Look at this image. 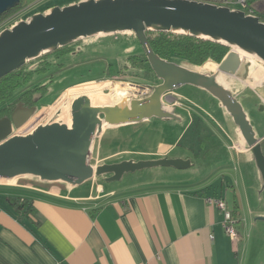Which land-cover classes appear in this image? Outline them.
Here are the masks:
<instances>
[{
  "label": "crops",
  "instance_id": "crops-1",
  "mask_svg": "<svg viewBox=\"0 0 264 264\" xmlns=\"http://www.w3.org/2000/svg\"><path fill=\"white\" fill-rule=\"evenodd\" d=\"M76 1L33 0L18 12L19 15L16 14L15 19L7 21L6 18L0 22V30L32 13ZM209 1L225 5L222 0ZM246 10L264 18V0H251ZM250 66L247 70L245 66L242 67L243 78L251 77ZM203 93L216 114V120L226 121L225 125L219 129L210 114L209 119H202L192 109L189 114V106L185 107L179 100L180 96L172 92L166 103L168 110L174 113L178 109L185 110L189 118L187 129L177 139V146H181L175 148V153V145L144 153L152 157L143 159H190L192 165L186 169L152 168L125 174L120 181L105 182L97 177L74 186L61 181L44 182L37 178L33 184L0 183V264L249 262L258 247L251 229L255 228L256 221H260L256 217L264 215V208L258 206L254 195L258 192L257 187H260L256 169L250 153H243V150L247 151L245 141L233 120L225 110V114L220 112L218 102L212 96ZM65 95L57 100L47 115L59 112L70 115L66 109L52 111ZM85 95L90 99L95 96H91L88 89H85ZM113 100H94L93 104H112L117 99ZM178 116L182 120L181 115ZM210 119L214 122H210ZM140 123L105 127L94 142L90 162L93 165L105 163L121 152L142 153L131 148L108 150L102 155L103 138L108 129L117 131L115 139L123 135L119 131L121 126L134 127L137 132ZM257 124L264 125V119L259 117ZM186 133L189 138L185 137ZM261 138L264 140V135ZM204 161L208 164H204ZM199 162L201 165H198ZM221 166L233 169L236 177L231 173L219 172ZM195 168V172L190 170ZM226 174L235 181H227ZM240 175L248 178L238 180ZM213 176L220 178V182L216 184ZM249 176L252 182L248 181ZM226 186L231 187L235 198L233 205L226 199ZM19 189L34 192L35 195H13L14 190ZM239 192L241 198L237 200ZM19 196L32 201L30 211L26 206L16 204ZM210 197L223 198L230 210L240 212L242 220L235 225L240 240H233L226 234L223 214L215 205L207 202ZM252 217L254 222H251Z\"/></svg>",
  "mask_w": 264,
  "mask_h": 264
},
{
  "label": "water",
  "instance_id": "water-1",
  "mask_svg": "<svg viewBox=\"0 0 264 264\" xmlns=\"http://www.w3.org/2000/svg\"><path fill=\"white\" fill-rule=\"evenodd\" d=\"M20 3L21 0H0V16ZM147 31L190 35L232 49L218 63L217 70L201 71L162 58L152 48ZM119 33H134L142 47L158 79L151 93L105 105H94L88 95L77 94L72 98L70 115L59 112L28 133L19 130L37 113L38 106L18 103L9 115L0 117V180L31 176L74 186L97 177L105 182L120 181L125 174L152 168L186 169L192 165L190 159L131 158L93 165L89 158L96 138L107 126L150 118L179 120L180 116L167 108L168 96L184 85H191L216 98L237 126L250 150L259 193L262 192V138L244 103L218 79L219 74H239L243 66L247 70L249 62H244L237 51L264 63V21L258 15L207 0H78L54 5L0 30V79L59 48ZM36 65L33 63L31 67ZM38 100L35 98L34 102ZM256 219L263 221L264 215Z\"/></svg>",
  "mask_w": 264,
  "mask_h": 264
},
{
  "label": "rangeland",
  "instance_id": "rangeland-1",
  "mask_svg": "<svg viewBox=\"0 0 264 264\" xmlns=\"http://www.w3.org/2000/svg\"><path fill=\"white\" fill-rule=\"evenodd\" d=\"M32 1L33 0H25L24 4L30 5L31 3H33ZM18 12H20V10L16 11L13 15L9 16L7 21L15 19L17 16L16 14H18ZM133 35L134 33H119L116 36H100L83 40L81 42V45H79L81 46V48L79 47V51L60 56L58 59H56V61H54L55 63L51 65L50 71H47L43 74H34L31 80L29 79L28 81H25L23 82V84L18 86L15 90V93L11 96V98H9V101L24 89H30L35 83H48L47 89L50 90V93H47L45 97L43 96L40 103L38 104V111L37 113H35V117L30 119V123H26L19 130V132L28 133L37 125H39V123H43L42 119H45V117L48 116L46 113L50 111L52 106L57 102V100H59V98L63 94L66 95L60 99V102L52 109V111L66 109L67 112H70L71 101L73 96L77 94L85 95V89H88V92L91 96L95 95L91 99L93 103L94 100L114 101V98L116 100L117 98L113 95L114 83H118L117 85L124 86L127 91H130L131 94L128 96L127 99H133L140 95L135 93L136 90L130 88L128 83L141 84L145 86H152L153 84L158 83V79L153 76V74H151L150 72H142L141 70H139V68L134 67L128 60H125V62L128 61L126 66L128 68L125 69V72L122 76H115L113 73L115 69L107 68L110 63L115 64L118 63L120 60L123 61L124 58H126V54L132 56V54H134V52L132 51H140V47L138 45L139 42ZM59 63L63 64L62 69H60L61 66H59ZM207 63H210V65L212 66L205 67L204 65H206ZM207 63L202 66H190L195 67L201 71L217 70L218 63ZM52 71H55V74L53 76V80L49 82V72ZM249 71L251 72V77L249 76V78H243L242 69L240 70L239 74H220V76L218 75V78H221V82H223L226 86L230 87L238 95V98L244 103L247 112L252 114L250 117L258 132V136L262 137L264 135V125L257 124V120L259 119V117L260 119H264V64L260 61L255 63L252 62ZM109 73L113 74L110 76ZM254 74L256 75L255 78H253ZM203 91L204 90L191 85H184L175 90L177 95L180 96L179 100L183 103V105L185 107L189 106V114L191 112L190 109H192V111H195L194 113L196 115L202 116V119H207L209 114L211 115L210 117L213 116L215 118L216 114L211 109V106L208 104L207 99H205ZM204 92L207 93V91ZM209 95L211 96V94ZM214 99L216 100V98ZM64 101L65 104L62 105V102ZM201 105H203L204 107ZM261 106H263V108ZM218 108L220 109V112L222 114H225L224 108L221 107L219 103ZM176 114H180L182 120H160L157 118H150L146 121H141L140 125H137L139 126L137 132H135L134 127L127 125L121 126L119 131H121L123 135L115 139L114 137L117 131L108 129L107 133L103 138L102 155L105 154L108 150L115 151L131 148L137 149L142 152L128 154L125 152H121L119 155H116L106 160L110 163L121 161L126 158H150L152 156L144 154L145 151H160L161 149L171 147L172 145H175L173 149V152L175 153V148L181 146V144L177 146V139L181 132L184 129H187L189 120L188 113L185 110L178 109ZM191 119L192 117L190 116V120ZM200 120L201 119H199V121ZM210 122H214V120L210 119ZM215 122L216 126L220 129V127H223V125H225L226 121L222 119L216 120L215 118ZM198 123L199 122H197V125ZM185 137L189 138L187 133L185 134ZM98 147H101L100 143L98 144ZM245 148L247 149V151L243 150V153L249 154L250 150L247 146H245ZM244 157L245 156H243V158ZM204 164H208V162L204 161ZM198 165H201V163L199 162ZM196 169L197 168L190 170H193L195 172ZM219 172L231 173L234 177H236L235 171L227 166L219 167ZM226 177L227 178L225 179L227 181L233 180L229 178L228 174H226ZM212 178L214 179L216 184L218 181L220 182V178H216V176H213ZM247 178L248 177L245 175L243 178L241 175L239 179L237 177L238 180H243ZM249 178L250 180L248 181L252 182L253 180L250 176ZM34 182H37V179L35 177L25 176L17 178L16 181H4L0 183L21 185L33 184ZM14 191L12 190V192H14L13 195H35L34 192L23 189ZM227 191H230V193L228 192L227 194ZM257 191L258 192H256V194L254 195L256 196V201L259 202L258 206H262L264 208V190L259 193V188L257 187ZM225 193L228 203L230 205H233L235 198L231 191V187L226 186ZM260 197L262 198V200H259ZM240 198L241 194L239 192V194L237 195V200H240ZM251 222H254L253 217L251 218ZM255 224V228L251 229V234L252 238L258 241V247L252 253L249 262H246V264H264V220L256 221ZM241 227H243V225H241Z\"/></svg>",
  "mask_w": 264,
  "mask_h": 264
},
{
  "label": "trees",
  "instance_id": "trees-1",
  "mask_svg": "<svg viewBox=\"0 0 264 264\" xmlns=\"http://www.w3.org/2000/svg\"><path fill=\"white\" fill-rule=\"evenodd\" d=\"M24 1L25 0H21V3L18 6H16L15 8L7 11L2 16H0V22L5 20L9 16L13 15L16 11L21 10L25 6ZM247 1L250 4L251 0H247ZM146 34L148 36L152 48L162 58H165L170 61H175L178 63L188 64L191 66H202L207 62L220 63L231 49L230 46L217 43L211 40L199 39L190 35L175 34L172 32H153V31H147ZM133 36L136 38L135 34ZM81 42L82 41L76 42L69 46L59 48L54 52L45 54L41 56L39 59L30 62L26 64L24 67L2 77L0 79V108L3 104L6 103L8 98H10L13 95L16 88L21 84H23V82L28 81L32 74L34 73L43 74L49 71L48 70L49 68H46V65L51 66L53 64V61L48 59L49 57L54 56L55 54H67L71 51H77L79 45H81ZM138 45L140 47V51H132L134 52L132 56L126 54V58H124L123 61L120 60L118 63L115 64L110 63L107 68L115 69L113 72L115 76L116 75L122 76L125 72V69L128 68L126 67L128 61H130L134 67L139 68V70H141L142 72L144 73L150 72L151 74L154 75L142 47L140 46V44ZM125 60L128 61L125 62ZM31 63L32 64L37 63V65L35 68L29 71L28 66ZM59 66H61L60 69L63 68L62 63H60ZM204 66L208 67L212 65H210V63H207ZM54 74L55 71H52L50 77L53 78ZM112 74H110V76ZM51 81L52 80H50V82ZM31 92H32L31 90L26 89V92L23 93V96L25 94H31ZM29 99L30 98H27L26 100ZM251 115L252 114H250V116ZM31 202L32 201L28 200L27 198L20 196L16 200V204L21 205V207L26 206V208L28 209L27 211L31 210ZM232 213L234 218L236 219V223L237 221L239 222L241 219L240 212L233 210Z\"/></svg>",
  "mask_w": 264,
  "mask_h": 264
},
{
  "label": "built area",
  "instance_id": "built-area-1",
  "mask_svg": "<svg viewBox=\"0 0 264 264\" xmlns=\"http://www.w3.org/2000/svg\"><path fill=\"white\" fill-rule=\"evenodd\" d=\"M222 1L225 3V5H228L231 7L233 5H237L238 8H240L242 10L248 9V1L247 0H222ZM257 60H255V62L260 61V60H258V61ZM128 84L133 86L136 89L135 93L140 94L136 98L148 96L152 91L151 85L145 86V85L133 84V83H128ZM207 202L215 205L220 210V212L223 214L222 223H223V227H224L226 234L229 235L233 240H236V241L240 240V233L235 226L236 225V219L234 218L232 211L227 207L225 200L223 198H212V197H210L207 199Z\"/></svg>",
  "mask_w": 264,
  "mask_h": 264
},
{
  "label": "flooded vegetation",
  "instance_id": "flooded-vegetation-1",
  "mask_svg": "<svg viewBox=\"0 0 264 264\" xmlns=\"http://www.w3.org/2000/svg\"><path fill=\"white\" fill-rule=\"evenodd\" d=\"M71 52L73 53L74 51H71ZM71 52H69L67 54H70ZM63 55H66V54H55L54 56H51L48 59L51 60V61H53V63H55L54 61H56V59H58L60 56H63ZM56 64H58V63H56ZM31 66H32V63L29 64V66H28V70L29 71L36 67L35 66V67L32 68ZM50 67H51L50 65H46V68H49L48 69L49 71H50ZM51 73L52 72H49V77H50V74ZM34 74H37V73H34ZM34 74L31 75L30 80H31V78H32V76ZM50 80H53V78L50 77ZM50 80H49V82H50ZM47 84L48 83H44V84L35 83L30 89H27V90H31L32 91L31 94H25L23 96V93L26 92V89H24L23 91H21L18 95H16L10 101H9V98H8V100L6 101V103L3 104L1 106V108H0V117L5 116V115H9L11 113V111L14 108L17 107L18 103H21L24 106H34V105H37L38 106V104L40 103V101L43 98V96L45 97V95L48 93V89H47L48 87H45V86H47ZM113 95H114V93H113ZM24 98H26V99L27 98H30V99L29 100H26ZM35 98H39V100L36 103L34 102V99Z\"/></svg>",
  "mask_w": 264,
  "mask_h": 264
},
{
  "label": "bare ground",
  "instance_id": "bare-ground-1",
  "mask_svg": "<svg viewBox=\"0 0 264 264\" xmlns=\"http://www.w3.org/2000/svg\"><path fill=\"white\" fill-rule=\"evenodd\" d=\"M235 8H238V7H235ZM240 9V8H239ZM242 10V9H241ZM245 11L247 14H253V13H250L248 12L247 10H243ZM261 20L264 21V18H261ZM232 49V48H231ZM230 49V50H231ZM237 53H239V55L243 58V60H245L246 62H249V64L251 65L252 62L255 63V60H257V58H253L251 57L249 54L245 53V52H242V51H237ZM220 76V74H219ZM247 76V75H246ZM219 79V78H218ZM219 81H221V78L219 79ZM118 83H114V86H113V93H114V96L119 99L117 101H115L114 103L112 104H115V103H120L122 101H124V99H127L128 96L131 94L130 91H127V89L124 87V86H121V85H117ZM130 88L136 90L134 87H131V85H129ZM133 95V94H132ZM135 96V95H134ZM65 104V101L62 102V105ZM105 105V104H103ZM55 115H58L57 113H54V114H49L48 116L45 117V119L43 118L42 121L43 123L46 122L47 120H49L50 118L54 117ZM41 124V123H39ZM23 127V126H22ZM21 127V128H22ZM20 128V129H21ZM100 136V135H99ZM264 140H262L263 142ZM17 178L15 179H12V180H0V182H9V181H16Z\"/></svg>",
  "mask_w": 264,
  "mask_h": 264
}]
</instances>
